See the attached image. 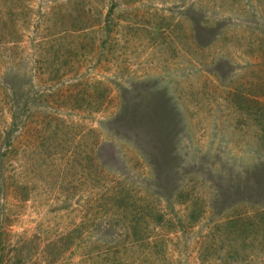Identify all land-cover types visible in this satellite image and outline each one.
Here are the masks:
<instances>
[{
	"label": "rangeland",
	"instance_id": "374dc122",
	"mask_svg": "<svg viewBox=\"0 0 264 264\" xmlns=\"http://www.w3.org/2000/svg\"><path fill=\"white\" fill-rule=\"evenodd\" d=\"M0 264H264V0H0Z\"/></svg>",
	"mask_w": 264,
	"mask_h": 264
}]
</instances>
